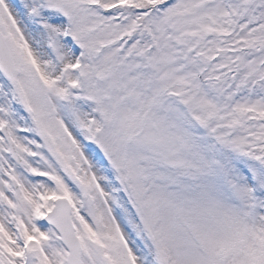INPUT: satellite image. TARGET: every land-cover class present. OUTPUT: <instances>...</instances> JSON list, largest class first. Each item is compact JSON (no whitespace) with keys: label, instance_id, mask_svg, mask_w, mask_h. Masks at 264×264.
<instances>
[{"label":"snow or ice","instance_id":"1","mask_svg":"<svg viewBox=\"0 0 264 264\" xmlns=\"http://www.w3.org/2000/svg\"><path fill=\"white\" fill-rule=\"evenodd\" d=\"M0 264H264V0H0Z\"/></svg>","mask_w":264,"mask_h":264}]
</instances>
